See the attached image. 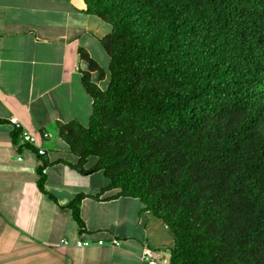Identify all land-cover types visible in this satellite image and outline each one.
<instances>
[{
    "label": "trees",
    "instance_id": "obj_1",
    "mask_svg": "<svg viewBox=\"0 0 264 264\" xmlns=\"http://www.w3.org/2000/svg\"><path fill=\"white\" fill-rule=\"evenodd\" d=\"M83 1L110 25L108 79L79 48L92 102L86 125L57 122L69 165L138 198L171 233L168 264H264V0Z\"/></svg>",
    "mask_w": 264,
    "mask_h": 264
},
{
    "label": "crops",
    "instance_id": "obj_2",
    "mask_svg": "<svg viewBox=\"0 0 264 264\" xmlns=\"http://www.w3.org/2000/svg\"><path fill=\"white\" fill-rule=\"evenodd\" d=\"M85 9L83 0H0V264H141L144 246L157 264H168L169 229L138 198L103 191L108 180L102 171L71 167L77 157L58 134L57 122L86 125L91 113L81 82L88 64L79 48L105 71L104 79L97 80L96 71L91 79L100 87L108 79L109 58L99 39L110 25ZM11 117L40 135L38 143H14ZM95 162L89 157L84 167ZM81 192L80 231L68 205ZM112 238L119 243L112 245ZM77 239L90 244L76 246Z\"/></svg>",
    "mask_w": 264,
    "mask_h": 264
},
{
    "label": "built area",
    "instance_id": "obj_3",
    "mask_svg": "<svg viewBox=\"0 0 264 264\" xmlns=\"http://www.w3.org/2000/svg\"><path fill=\"white\" fill-rule=\"evenodd\" d=\"M10 122L12 124H14L15 126L20 127V124H19L16 117H11ZM42 136L46 137V136H49V134L47 132H43ZM40 138H41L40 135H34L33 133H31L27 130L21 129V132H20V143L21 144L22 143H29V144L35 145L38 143ZM37 152L40 155L45 154V150L43 148H40V147L38 148ZM42 171H45V170L43 169ZM61 243L66 244V243H68V240L63 238V239H61ZM97 243L101 244V243H103V240L98 239ZM110 243L112 245H117L119 243V240H117L116 238H112L110 240ZM74 244L76 246H86V245L90 244V241L77 239ZM140 260H141V264H157V260L154 257L153 251L146 246H144L141 250Z\"/></svg>",
    "mask_w": 264,
    "mask_h": 264
}]
</instances>
